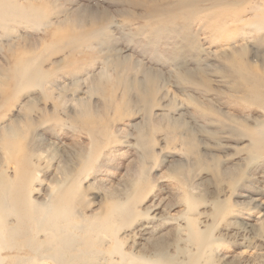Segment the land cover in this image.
Wrapping results in <instances>:
<instances>
[{"label":"rangeland","instance_id":"obj_1","mask_svg":"<svg viewBox=\"0 0 264 264\" xmlns=\"http://www.w3.org/2000/svg\"><path fill=\"white\" fill-rule=\"evenodd\" d=\"M10 125L41 187L75 179L88 214L135 189L159 204L120 236L137 249L182 247L188 192L212 264H261L264 0H0V139Z\"/></svg>","mask_w":264,"mask_h":264},{"label":"bare ground","instance_id":"obj_2","mask_svg":"<svg viewBox=\"0 0 264 264\" xmlns=\"http://www.w3.org/2000/svg\"><path fill=\"white\" fill-rule=\"evenodd\" d=\"M26 84L33 85L35 80ZM1 132L5 164L13 169L0 172V264H212L213 241L191 215L193 203L188 192L183 195V215H171L176 217L174 226L182 247L173 253L137 249L124 237L131 227L144 229L160 220L163 209L159 204L151 202L142 213L137 203L141 189H135L128 200L114 201L88 214L90 207H83L85 198L75 179L56 177L41 187L33 152H23L25 148L14 142L18 130L10 125ZM252 138L264 139V126L254 131ZM258 224L264 225V213L256 218ZM256 250L264 264V234Z\"/></svg>","mask_w":264,"mask_h":264}]
</instances>
